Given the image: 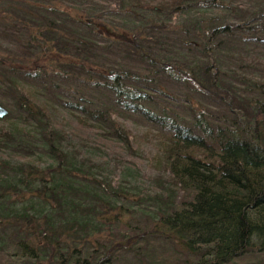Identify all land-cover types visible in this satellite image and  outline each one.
<instances>
[{"label": "trees", "instance_id": "16d2710c", "mask_svg": "<svg viewBox=\"0 0 264 264\" xmlns=\"http://www.w3.org/2000/svg\"><path fill=\"white\" fill-rule=\"evenodd\" d=\"M5 1L0 252L264 264V0L250 20L231 0Z\"/></svg>", "mask_w": 264, "mask_h": 264}, {"label": "rangeland", "instance_id": "374dc122", "mask_svg": "<svg viewBox=\"0 0 264 264\" xmlns=\"http://www.w3.org/2000/svg\"><path fill=\"white\" fill-rule=\"evenodd\" d=\"M19 1H23V0H19ZM255 1V0H254ZM10 1H5V0H0V23H2V25H0V29L6 31V34L9 35V28H8V24L10 23V16H8V13L5 11V9L7 8V6L9 5ZM226 2V0H225ZM229 0L227 1V5H228ZM231 5L233 6H239L240 9H234L233 7H231ZM252 6V3L249 2V0H231L230 3V9L232 11L231 14H234V18L237 20H240L241 18H245L247 20H250V18H252L253 16V10L249 7ZM247 8V9H246ZM60 9L67 11L70 14H73L74 16H77V11H75L73 8H67V7H61ZM86 11H88L89 9H85ZM4 16L6 17V19H4ZM8 16V18H7ZM197 22H199L200 17H196ZM234 21V20H233ZM8 23V24H7ZM96 26L98 28V31L100 34H102L104 37L107 38H114V37H118V35H122L125 34V32H123V30H121L119 33L115 32V29L112 28L111 26H109L107 23H100L97 22ZM264 28L258 29L259 31H261ZM256 37V36H254ZM170 40H178V36H173ZM180 40H182V37H180ZM5 108V107H4ZM7 109V108H6ZM140 130V131H139ZM139 132H141V129H138ZM140 216L136 215L135 217L130 216L129 214H125L124 219L126 220V222H131V223H135L137 220H139ZM123 219V220H124ZM8 234H12L13 232H20V230H13V229H6L5 233L8 232ZM4 234L2 227L0 226V235ZM98 239V238H97ZM156 245L151 244L150 248L151 250H156L157 256H160L163 258L164 254H166L168 256V259L170 260V264H183L185 257L184 256H178V259H173L174 256V251L172 246H169L168 243L164 242L162 243H155ZM166 249V251H165ZM261 259H263L262 256L260 255H256V256H243L241 258H239V260H237L235 263H231V264H262ZM122 263L123 264H142L138 261L137 258L134 257L133 253L131 252H124L123 251V255H122ZM0 264H18L15 259H11L9 257H7L5 254L0 252Z\"/></svg>", "mask_w": 264, "mask_h": 264}, {"label": "water", "instance_id": "95a60500", "mask_svg": "<svg viewBox=\"0 0 264 264\" xmlns=\"http://www.w3.org/2000/svg\"><path fill=\"white\" fill-rule=\"evenodd\" d=\"M8 114V110L0 105V119L6 117Z\"/></svg>", "mask_w": 264, "mask_h": 264}]
</instances>
